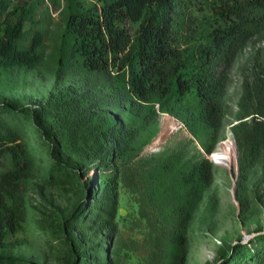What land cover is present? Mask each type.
Listing matches in <instances>:
<instances>
[{"label":"trees","instance_id":"obj_1","mask_svg":"<svg viewBox=\"0 0 264 264\" xmlns=\"http://www.w3.org/2000/svg\"><path fill=\"white\" fill-rule=\"evenodd\" d=\"M184 19L193 38L186 47L178 28ZM38 24L29 0L13 5L0 0V69L39 65L43 34ZM65 36L64 46L87 72L96 104L86 106L72 96H50L38 107L0 100V165L5 157L11 161L10 168L0 170V252L24 245L27 239L16 235L30 230L26 183L31 172L23 138L32 122L52 162L44 182L81 187L89 195L56 231L67 248L68 264H106L108 256L93 241L103 232L110 236L108 244L117 230L113 184L118 173L124 176L137 135L121 119L122 110L141 113L143 107L148 119L159 105L194 136L209 133L211 151L223 134L230 68L250 41L264 38V0H97L69 11ZM258 51L251 75L242 84L241 112L232 125L243 179L264 161V49ZM111 163L117 172L113 182L96 195L98 178ZM160 164L176 169L170 161ZM203 169V163H196L187 173L177 170L188 188L183 205L175 210L181 225L191 217L202 192ZM205 179L210 184L213 177ZM146 217L155 234L147 264H164L166 235L149 212ZM16 263L0 257V264ZM218 264H264V231L233 245Z\"/></svg>","mask_w":264,"mask_h":264},{"label":"rangeland","instance_id":"obj_2","mask_svg":"<svg viewBox=\"0 0 264 264\" xmlns=\"http://www.w3.org/2000/svg\"><path fill=\"white\" fill-rule=\"evenodd\" d=\"M18 1L9 0V3ZM95 1L29 0L36 8L37 27L43 34L42 59L34 69L1 68L0 100L12 101L19 107L29 104L38 107L50 96H72L86 106L96 102L94 90L86 80V70L64 46L68 42L65 29L69 11L81 3L88 5ZM183 21L178 28L181 45L186 47L193 44V38L187 20ZM31 27L28 21L26 28ZM259 49H264V38L250 41L230 68L223 134L211 151H208L212 144L209 133H203L200 138L194 136L176 115L162 112L159 105L148 119L144 118L143 107L141 113L122 110L121 119L132 125L137 135L131 146L129 164L123 167L124 176L118 173L113 184L118 202L114 219L117 230L108 244L106 239L110 236L103 232L93 241L98 242L96 249L108 256L106 264H147L154 249L155 234L146 212L166 235L164 264H218L233 245L249 242L264 231V161L243 179L232 129L241 112L242 84L251 75ZM24 131L23 142L31 172L26 183L30 230L16 235L27 239L24 245L3 250L0 257L16 264H68L67 248L56 231L61 230L62 221L70 218L89 195L74 185L46 184L44 180L52 164L48 145L32 122ZM169 161L176 172L159 166ZM196 163L204 166L202 192L191 217L181 225L175 210L183 205L188 188L181 182L182 176L177 170L187 173ZM10 167V158L5 157L0 170ZM104 171L105 176L98 178L96 195L117 173L113 163ZM209 175L213 177L210 184L205 179Z\"/></svg>","mask_w":264,"mask_h":264}]
</instances>
